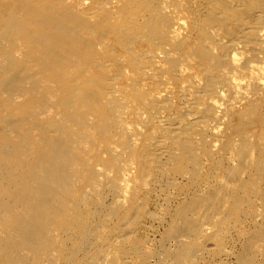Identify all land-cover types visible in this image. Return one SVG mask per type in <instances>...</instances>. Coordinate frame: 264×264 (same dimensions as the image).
<instances>
[{"label": "bare ground", "instance_id": "1", "mask_svg": "<svg viewBox=\"0 0 264 264\" xmlns=\"http://www.w3.org/2000/svg\"><path fill=\"white\" fill-rule=\"evenodd\" d=\"M232 230L264 264V0H0V264H200Z\"/></svg>", "mask_w": 264, "mask_h": 264}, {"label": "rangeland", "instance_id": "2", "mask_svg": "<svg viewBox=\"0 0 264 264\" xmlns=\"http://www.w3.org/2000/svg\"><path fill=\"white\" fill-rule=\"evenodd\" d=\"M184 33V35L183 36H185V31L183 32ZM209 140H210V138H208ZM237 139V138H236ZM183 180V179H182ZM181 179L179 180L178 179V182L179 181H181L182 183L184 182V180L182 181ZM181 182H179V183H181ZM171 194V193H170ZM172 195V197H173V193L171 194ZM165 197H161V196H159V195H157V194H155V193H153L152 194V196H151V203L149 204V206L146 208V216H145V219H143V221H142V224H141V226H140V228H138L137 230H136V232H138V236H142L141 238H142V242H141V248L143 249V252H145V253H151L152 251H154L155 249H157V248H159L160 247V245L162 244V243H165V245L168 247V248H172L174 245V242L173 241H171V240H168V241H164V238H165V235H166V231H167V226L166 225H168L169 223V216L167 215V211H166V207H164V206H166L167 204H168V202L166 203L165 202V199H164ZM183 197H181V198H179V200H174V199H172V201L170 202V207H175L177 204H178V202L179 201H182L183 199H182ZM140 202H141V200H140ZM139 202V203H140ZM162 202V203H161ZM161 203V204H160ZM166 203V205H164ZM160 206V208H158V205ZM164 206H163V205ZM172 205V206H171ZM155 206H156V208H158V209H163V210H160V211H162V212H160L158 209H156L155 208ZM164 207V208H163ZM260 207H258V210H260L259 209ZM261 212H263V210H261ZM154 213V214H153ZM153 215V216H152ZM162 215H164V217H162ZM168 217H166V216ZM153 217H155L154 219H153ZM165 219V220H164ZM258 219H261L260 218V216L259 217H257V218H255V220H254V222H249L248 224L246 223V224H244L242 227H245V229L248 227V226H250L251 224L250 223H252V224H254L251 228H253L254 226H255V224L257 223V222H259V220ZM168 220V221H167ZM258 220V221H257ZM163 221V222H162ZM167 221V222H166ZM256 221V222H255ZM261 221V220H260ZM143 225V226H142ZM160 225V226H159ZM205 225V226H204ZM203 225V227L205 228V227H208V225H206V224H204ZM249 227V228H250ZM249 228H247V231H249ZM250 228V229H251ZM234 231V232H233ZM247 231L245 232V233H247ZM234 233V234H233ZM251 232H248V234H242V233H240L239 232V235H238V232L236 231V230H232V232L230 231L229 233H228V235H227V239L229 240V239H231V240H227L226 241V243H225V245H224V247H223V249H224V251H226V252H224V251H222L223 252V254L221 253V252H219L221 255H222V257H221V255L218 253L217 255H219L218 257H217V255H211V256H209V255H207L208 253L207 252H209V251H211L212 250V248L214 247V243L213 242H210V241H208V242H205L204 243V245L206 244L207 246H205V250H209V251H202V250H200V251H198V254L197 255H200L199 257L201 258L200 260L202 261H204V259H205V261L203 262H201L200 261V264H202V263H204V264H234V263H236V261L238 260V255H239V251H240V249L242 248V246H243V243L241 244V241L243 242V241H245L246 239L245 238H247V236H249V235H251L250 234ZM141 234V235H140ZM239 236V239H241V240H239L238 239V237H236L237 235ZM232 237H231V236ZM236 235V236H235ZM240 235H242V237L240 236ZM231 237V238H230ZM236 237V238H235ZM243 237H245V238H243ZM235 239V240H234ZM243 239H245V240H243ZM145 240V241H144ZM149 240V241H148ZM182 240L184 241H186V242H188V239L186 238H182ZM234 241V242H233ZM170 242V243H169ZM233 242V243H232ZM262 242H264V241H262ZM262 242L261 241H259V244H262ZM211 243V244H210ZM228 243V244H227ZM231 243V244H230ZM233 244H235L234 246L235 247H233ZM240 244V245H239ZM258 244V245H259ZM156 245H157V247H156ZM229 245H231V246H229V249H228V246ZM236 245H237V247H236ZM241 246V247H239V246ZM257 245V248L258 249H256V251H257V254L259 255V257L260 256H262V255H264V250H263V246H258ZM172 246V247H171ZM213 246V247H212ZM231 247V248H230ZM259 247H262V248H259ZM210 248V249H209ZM232 248H236L235 249V251H234V249H232ZM237 250V251H236ZM258 250H260V251H258ZM232 251V252H231ZM262 251H263V253H262ZM203 252H205V253H203ZM236 252H237V255H236ZM199 253H202V255L201 254H199ZM211 254V253H210ZM231 254H233L232 256H231ZM205 257H204V256ZM227 257H226V256ZM229 255H230V257H229ZM203 256V257H202ZM209 256V257H208ZM235 256V257H234ZM207 257V258H206ZM216 257V258H215ZM226 257V258H225ZM229 257V258H228ZM236 259H234V258ZM214 258V259H213ZM219 258V259H218ZM220 258H222L221 260H220ZM225 258V259H224ZM150 260H148L147 261V263L146 264H153V263H151V262H153V261H155L154 260V258H149ZM206 259H208V260H206ZM215 260V261H214ZM223 260H226V261H224L223 262ZM122 261V260H121ZM138 261H139V259L138 258H135V261H132V263H130V264H139L138 263ZM208 261V262H207ZM220 261V262H219ZM124 262L126 263V261L125 260H123L121 263L122 264H124ZM207 262V263H206ZM212 262V263H211ZM154 264H155V262H154ZM236 264H238V261H237V263Z\"/></svg>", "mask_w": 264, "mask_h": 264}]
</instances>
